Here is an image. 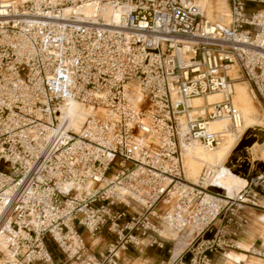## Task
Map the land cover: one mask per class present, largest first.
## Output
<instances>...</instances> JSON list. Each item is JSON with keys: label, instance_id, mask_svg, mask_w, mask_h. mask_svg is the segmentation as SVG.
<instances>
[{"label": "built area", "instance_id": "2783aa9c", "mask_svg": "<svg viewBox=\"0 0 264 264\" xmlns=\"http://www.w3.org/2000/svg\"><path fill=\"white\" fill-rule=\"evenodd\" d=\"M228 2L225 25L195 0H0V264H61L47 238L68 264H118L145 239L162 248L166 226L189 237L186 264L236 248L245 208L264 213V169L227 198L205 168L190 184L180 146H217L215 119L241 126L238 80L264 106V0ZM72 101L91 107L78 126ZM83 232L113 240L96 255Z\"/></svg>", "mask_w": 264, "mask_h": 264}, {"label": "bare ground", "instance_id": "6f19581e", "mask_svg": "<svg viewBox=\"0 0 264 264\" xmlns=\"http://www.w3.org/2000/svg\"><path fill=\"white\" fill-rule=\"evenodd\" d=\"M195 2L197 3L202 15L205 16L208 20H213L214 22L225 25L229 23L230 17L228 11L229 7L227 9V0H195ZM110 12H112V10L109 8V13ZM230 90L233 93V103L241 112V126L233 129L229 126V122L227 119H215L208 122L207 130L212 132H219L221 134V140L217 146L208 148L199 141L183 142L180 146L183 156V165L185 168V177L187 180H189L190 184H196L198 182L200 173L205 168L206 172L209 171L210 174H212V176H210L209 174L206 178V183L210 180L211 190L221 193L227 198H236L239 195V192L246 185V172L253 171L257 166V163H254V161L250 159L249 154L251 153V150L264 139V116H260V123H253L254 120L252 119L255 118L254 112L255 110H257V107L253 104L252 101L253 97H250V93L248 94V92H246V88L243 87V85L241 87V85H237L236 82L230 85ZM131 92L132 94H130L129 96L130 99H132L135 104H138L141 100V94L138 90V87L132 84ZM253 96L256 99L254 94ZM221 97L222 96L219 93H212L208 94L206 98H194L190 101V104L192 106L204 105L205 100L208 103L218 102L221 100ZM90 112L91 107L72 101L64 110V116L70 125L78 126L79 124H81L84 117ZM231 137L234 138V142ZM249 137H254V141L250 145H244L241 148H237L242 138ZM196 144L200 146L202 150L200 148H190L189 152H187L185 156L184 147ZM204 152L207 154H205ZM184 159H186L185 162L189 165L190 163L197 162L214 163V166H204L203 168H201L197 176H191L188 174ZM221 161L223 162L221 163ZM208 197L209 196L206 194V199H208ZM257 217V221L261 225L260 236L263 238L264 247V213L257 215ZM160 234L165 238H175L176 235H178L173 232V230L169 226H166L163 230H161ZM96 239H99V237H93L91 243H95ZM179 242H181L182 244L178 245L179 247H176ZM188 242V236L181 237L176 240L174 247L171 249L172 254L176 252V259L182 252V249L188 244ZM252 248L253 246L251 245L249 250L245 251V253L250 251ZM176 249H178V252L175 251ZM229 251L233 250L230 249L223 255H225ZM250 257L256 258L260 261L262 260L261 258L252 255H250ZM178 264H186V258H182L178 262Z\"/></svg>", "mask_w": 264, "mask_h": 264}, {"label": "rangeland", "instance_id": "374dc122", "mask_svg": "<svg viewBox=\"0 0 264 264\" xmlns=\"http://www.w3.org/2000/svg\"><path fill=\"white\" fill-rule=\"evenodd\" d=\"M227 2H228V0H227ZM226 5H227V3H226ZM228 7H229V2H228V6H227V9H228ZM229 11V10H228ZM213 21V20H212ZM236 84L237 85H241V87H242V85H243V87H245L246 88V92H248V94L250 95V97L252 98V101H253V104L257 107V110H255V112H254V114L256 115H254V117L255 118H253L252 120H254V122L253 123H260V116H264V106L262 105V104H259L258 103V101L254 98V96H253V94H252V92H250V88H249V86L247 85V83L246 82H243L242 80H238V81H236ZM263 111V112H262ZM261 125V124H260ZM230 137V136H229ZM231 139H233V142H234V138L233 137H231ZM185 148V156H186V153L187 152H189V149L190 148H193V149H195V148H200V146H198L197 144L196 145H190V146H186V147H184ZM201 149V148H200ZM202 150V149H201ZM205 153V152H204ZM205 154H207V153H205ZM211 154V153H210ZM250 155V159L251 160H253L254 161V163H257V166L255 167V169L253 170L254 172H259V171H262L263 169H264V139L261 141V142H259L252 150H251V153L249 154ZM186 159H187V157H186ZM186 159H184V162H185V160ZM224 161V160H223ZM223 161H221V163L223 162ZM220 163V164H221ZM220 164H218V165H220ZM185 166H186V168H187V171H188V174L189 175H191V176H197L198 175V173L200 172V170H201V168H203L204 166H214V163H197V162H193V163H190V165L189 164H187L186 162H185ZM191 167V168H190ZM247 177V176H246ZM215 182V181H214ZM208 188L209 189H211L210 188V185L208 186ZM245 210H247L248 212H250L251 213V217H250V222H249V224L244 228V230H243V232L244 231H246V230H248L247 229V227L249 226V233L248 234H251L252 236H253V238L250 240L249 238H247V241H245L249 246L251 245V242H253V240H255V238H258L259 236H260V233H259V230H260V227H261V225L259 224V222L257 221L258 220V217H257V215L258 214H256V212H254L253 210H251V209H249V208H245ZM218 225V221H216L215 223H214V225L213 226H217ZM83 235H84V237H85V240H86V242H87V245H88V252H90V253H95L96 255L98 254V252H103L104 250H105V247H106V245L108 244V242H110V241H112L113 240V235L112 234H110V233H106L105 234V236H106V238H104V239H101L100 238V236L99 235H96V236H94V237H99V239H96L95 240V243H91L92 242V239H93V237H89L88 236V234L86 233V232H83ZM186 235L185 234H178V235H176V237L174 238V237H170V239H168L166 242H165V244H164V247L163 248H159V247H157V246H155V245H153V246H146V244H147V242H148V240L147 239H145V240H143V244L142 245H140L138 248H148L147 250H143L142 252V254H141V257L142 258H145V257H149L152 253H159L160 251H164V250H166L167 248H170V249H172V247H173V245L175 244V242H176V240L177 239H179V238H181V237H185ZM242 236H243V234H239V236L236 238V241L234 242V244H235V246H236V242L238 241V240H243L242 239ZM249 236V235H248ZM261 237V236H260ZM262 238V237H261ZM190 240V239H189ZM251 241V242H250ZM50 244H51V246H50ZM182 243L181 242H179L178 244H177V246L176 247H179L178 245H181ZM48 246H49V248H50V251L55 255L54 257L56 258V259H59L60 260V262H61V264H68V262L66 261V258H65V256H64V254H62V252L60 251V249L57 247V245L54 243V241L52 240V239H50L49 238V241H48ZM259 243H255L254 244V246H253V248L254 249H259ZM185 248V247H184ZM184 248L182 249V252H183V250H184ZM129 249H131V248H129ZM230 249H232V250H237L238 251V249H236V248H226L225 250H221V251H219V252H216L215 254V260L217 261V264H221V262H222V260L224 259L223 258V254L226 252V251H228V250H230ZM244 250V249H243ZM246 250H249V248H247ZM123 250H121L120 252H119V255H120V260H119V262H118V264H149L147 261H142V263L140 262V263H137V262H139V261H137V262H135V261H128L127 260V258H126V256H125V254H123V252H122ZM175 251H177L178 252V249H176ZM130 252H132L131 250H130ZM181 252V253H182ZM162 253V252H161ZM180 253V254H181ZM248 255H247V254ZM245 253V255L244 254H242V255H240V256H238V257H235V258H229V257H226L227 258V260L229 259V260H233V262H235L236 261V264H264V258H262V257H260V256H258V255H255L254 253H252L251 251H248V252H246ZM170 254H171V256H170ZM184 254H185V252L184 253H182V257H184ZM133 255L134 256H139V254H138V252L136 251V252H133ZM165 255L167 256V258H166V261L163 263V264H178V262L180 261V259H177L176 260V252L175 253H165ZM247 255V256H246ZM250 255H252V256H255V257H259V258H261L262 260L260 261V260H258V259H256V258H253V257H250ZM169 256H170V259H169ZM226 260V259H225ZM228 260V261H229ZM122 261V262H121ZM0 262H1V260H0ZM213 263V262H212ZM211 263V264H212ZM227 264H228V262H227ZM230 264V263H229Z\"/></svg>", "mask_w": 264, "mask_h": 264}, {"label": "crops", "instance_id": "0c3cea01", "mask_svg": "<svg viewBox=\"0 0 264 264\" xmlns=\"http://www.w3.org/2000/svg\"><path fill=\"white\" fill-rule=\"evenodd\" d=\"M247 229L248 230H246V231H242L241 232V234H243V236H242V239L243 240H238L237 242H236V245H237V247L239 248H237L236 247V249H238V251L237 250H233V251H229V252H227L225 255H223V260H222V262H221V264H227V262H228V264L230 263V264H236V261L235 262H233V260H227V258L226 257H229V258H235V257H238V256H240V255H242V254H244L245 255V251H247L246 249L247 248H250L251 247V245L252 246H254V244L257 242V243H259V245H261V244H263V238H261L260 236L258 237V238H255V240H253V242H251V245L249 246L245 241H247V238H249L250 240L253 238V236L251 235V234H248L250 231H249V226L247 227ZM259 233H260V230H259ZM105 234H106V232H101L100 234H98L99 236H100V238L101 239H104V238H106V236H105ZM249 235V236H248ZM48 241H49V239L47 238V246H48ZM166 242V241H165ZM50 246H51V244H50ZM107 246V245H106ZM164 247V246H163ZM162 247V248H163ZM48 248H49V246H48ZM106 248V247H105ZM129 248H131V249H129ZM160 248V247H159ZM173 248V247H172ZM148 248H138V247H133V246H129V247H127L126 249H124L122 252H123V254H125V256H126V258H127V260L128 261H135V262H137V261H139V262H137V263H142V261H147L149 264H163L165 261H166V258H167V256L165 255V253L167 252V253H171V249L170 248H167L166 250H164V251H160L159 253L157 252H155V253H152L149 257H145V258H142L141 257V254L143 253L142 251L143 250H147ZM244 249V250H243ZM49 250H50V248H49ZM130 250L132 251V252H130ZM138 252V254H139V256H134L133 255V252ZM51 252V251H50ZM162 252V253H161ZM52 253V252H51ZM98 253H100V252H98ZM52 255L53 256H55L53 253H52ZM215 253H211L210 254V256H211V259H212V264H217V259L215 260ZM170 256H171V254H170ZM170 256H169V259H170ZM226 259V260H225ZM58 261H60L59 259H57ZM122 262V261H121Z\"/></svg>", "mask_w": 264, "mask_h": 264}, {"label": "water", "instance_id": "95a60500", "mask_svg": "<svg viewBox=\"0 0 264 264\" xmlns=\"http://www.w3.org/2000/svg\"><path fill=\"white\" fill-rule=\"evenodd\" d=\"M179 107V106H178ZM254 141V137H249V138H242L237 146V148H241L242 146L244 145H250L252 142ZM253 171L251 172H246V176L249 174V173H252ZM245 176V177H246ZM189 257L190 255L189 254H186L184 258H186V263L188 262L189 260Z\"/></svg>", "mask_w": 264, "mask_h": 264}]
</instances>
